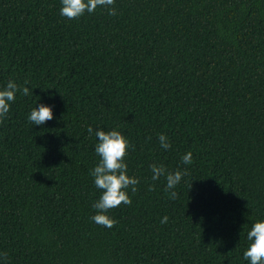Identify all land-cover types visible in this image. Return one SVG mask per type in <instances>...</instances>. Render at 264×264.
Segmentation results:
<instances>
[{
  "label": "trees",
  "instance_id": "1",
  "mask_svg": "<svg viewBox=\"0 0 264 264\" xmlns=\"http://www.w3.org/2000/svg\"><path fill=\"white\" fill-rule=\"evenodd\" d=\"M114 6L69 20L61 0H0V90L32 93L0 122V264H249L264 221V0ZM40 104L53 119L35 126ZM96 130L129 141L139 180L111 229L91 219ZM152 164L187 172L175 200Z\"/></svg>",
  "mask_w": 264,
  "mask_h": 264
},
{
  "label": "clouds",
  "instance_id": "2",
  "mask_svg": "<svg viewBox=\"0 0 264 264\" xmlns=\"http://www.w3.org/2000/svg\"><path fill=\"white\" fill-rule=\"evenodd\" d=\"M115 0H61L60 15L69 20L79 19L86 12L92 14L97 8H104L108 11V15L115 16ZM20 92L24 96L30 93L27 87H19L15 82L9 81L3 90H0V122L9 113L10 104L15 102L16 94ZM53 119L52 108L40 104L33 108L28 120L35 126H42L45 122ZM89 135L93 134V128L87 129ZM95 136L98 140L95 146V153L100 158L98 164L91 170L90 174L94 178V185L101 190V195L95 201L92 207L97 214L91 219L99 226L111 229L117 221L109 217L106 213L112 209L119 207L121 204L130 206L132 201L127 194V189L131 188V192H137L139 180L127 175V164L125 158L130 147L129 141L116 130L105 132L96 130ZM161 148L168 150L171 144L167 137L163 134L158 137ZM192 153L188 152L182 157L183 164H191ZM152 172V180H159L164 177L166 186L164 191L169 194L173 200L177 198L174 189L182 180L187 172L175 171L168 172L164 165H150ZM149 190H154L151 186ZM168 217H163L161 223H167ZM249 244L247 250L243 253V259L249 264H264V221L256 222L252 225L251 230L247 233ZM0 259L7 260V254H0Z\"/></svg>",
  "mask_w": 264,
  "mask_h": 264
}]
</instances>
